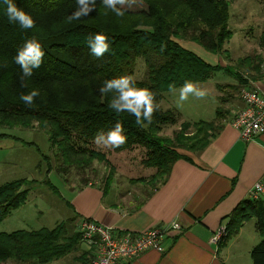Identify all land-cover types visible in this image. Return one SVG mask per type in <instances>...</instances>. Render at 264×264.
Returning a JSON list of instances; mask_svg holds the SVG:
<instances>
[{"label":"trees","instance_id":"obj_1","mask_svg":"<svg viewBox=\"0 0 264 264\" xmlns=\"http://www.w3.org/2000/svg\"><path fill=\"white\" fill-rule=\"evenodd\" d=\"M138 1L145 6L143 11L131 12L116 5L124 13L117 16L105 7L103 0H95V7L87 16L68 23L67 17L82 7L77 0H14L35 21L33 28L25 30L9 23L7 5L0 0V128L29 129L36 124L49 136L51 146L57 147L63 166L86 168L92 154L77 146V142L93 143L119 122L126 141L119 147L112 146L115 153L142 148L146 158L141 164L167 179L182 157L175 151L176 142L160 136L162 126L174 123L171 112L163 111L160 102L165 94L180 89L185 82L203 83L222 69L205 63L181 42L195 43L210 54L221 55L232 35L230 5L225 0ZM91 3L89 0L90 6ZM97 34L105 35L109 45L100 57L92 53L89 43ZM31 40L40 44L44 54L39 66L32 69V76L22 79L15 57ZM137 60L143 61L146 73L135 86L151 91L154 105L151 122L142 117L139 124L133 114L116 113L110 107L117 95L114 90L106 94L100 91L106 80L132 78ZM246 63L252 64L246 58L239 60L237 66L248 68ZM225 72L238 76L230 68ZM32 90L39 95L28 105L21 96ZM219 113L218 109V117ZM199 124H205L208 130L191 149L194 152L203 150L220 129L216 122ZM6 137L0 135V139ZM30 181L20 179L0 186V224L26 203L33 187ZM45 183L50 187L48 181ZM251 219L260 236L251 250L252 264H264V200L247 199L238 205L219 245L234 238L243 223ZM78 242L81 243L78 230L70 231L63 223L52 230L0 233V264H47L72 253Z\"/></svg>","mask_w":264,"mask_h":264},{"label":"crops","instance_id":"obj_2","mask_svg":"<svg viewBox=\"0 0 264 264\" xmlns=\"http://www.w3.org/2000/svg\"><path fill=\"white\" fill-rule=\"evenodd\" d=\"M249 55L236 59L237 63L254 58V63L247 66L249 69L236 70V64L227 65L221 55H214L221 56L224 61L222 66L218 64L222 68L220 71L234 69L238 76L229 75L232 82L215 86L216 91L222 94V97H215L222 113L218 117L217 110L213 120H219L220 129L203 150L183 154L167 179L152 191L128 192L117 182L108 187L89 182L80 187L72 186L65 192V197L61 195L60 205H54L55 212L69 216L76 231L84 219L113 228L118 233L131 234H140L171 222L181 226L180 233H171L164 238L163 254L147 252L136 260L120 264H252L251 250L260 241L254 219L244 222L239 233L225 245L211 243L213 235L220 227L226 228L232 212L249 199L253 186L264 178V134L245 142L230 126V121L244 107L240 98L244 87L264 94V57L258 53ZM1 164L0 173H3ZM48 183L50 189L58 194L57 189ZM76 188L78 191L74 190ZM27 201L15 212L25 207L29 203ZM249 224L252 225L250 241L242 247L245 227ZM87 252L90 258L96 249L88 247Z\"/></svg>","mask_w":264,"mask_h":264},{"label":"rangeland","instance_id":"obj_3","mask_svg":"<svg viewBox=\"0 0 264 264\" xmlns=\"http://www.w3.org/2000/svg\"><path fill=\"white\" fill-rule=\"evenodd\" d=\"M225 1L230 5L229 30L232 35L226 41L221 56L227 65L236 64L234 67L236 70L240 68L236 63L238 58L246 57L248 54L254 56L257 53L264 57V0ZM117 6L131 12L145 9L144 4L138 0H125L123 4H117ZM181 45L210 65L222 66L224 62L221 56H214L197 44L183 41ZM253 59L249 58L252 64ZM246 65L250 66V63ZM240 69L248 68L241 67ZM145 73L143 61L137 60L132 80L142 81ZM232 81L233 78L229 74L218 71L207 81L194 84L198 90L206 93L203 97L189 94L186 100L181 101L180 89L164 95L160 106L163 111L171 112L174 123L162 126L160 136L170 143L175 144L176 142L175 151L178 155L182 157L183 154L194 153V149H191L198 145L207 129L205 124L199 123L215 122L213 120L220 106L219 100L215 97H222L221 92L216 91L215 86ZM203 84L206 85L202 86ZM219 110L222 111V108ZM218 121H216L217 126H219ZM207 133L210 134L209 131ZM0 135L8 136L0 139V162L3 163L1 164L3 173H0V186L20 179L33 182V187L28 193L27 202L29 203L19 211H13L8 219L3 221L0 233L3 231L11 233L17 230L37 231L43 228L52 230L61 222L70 231L76 232V227L71 223L69 216L56 213L54 207V205H60L61 195L65 197V192L69 191L72 186L80 187L81 184L92 182L108 187L113 182H117L124 191L126 189L128 192H135L146 189L149 192L164 180L162 173L141 164L146 158V151L142 148L134 147L133 151L116 154L112 145H106L103 141L89 144L78 141L77 146L87 149L92 154L88 156L91 164L86 168L66 167L63 166L64 163L58 156L57 147L51 146L49 136L36 124L29 129L2 127ZM106 160H109V164ZM46 181L57 189L58 194L50 189ZM74 190L78 191L77 188ZM250 226L252 225L245 227L242 247L248 243V237L251 234ZM87 246L85 243L78 242L72 253L47 264H87L89 260ZM7 264L40 263L9 261Z\"/></svg>","mask_w":264,"mask_h":264},{"label":"built area","instance_id":"obj_4","mask_svg":"<svg viewBox=\"0 0 264 264\" xmlns=\"http://www.w3.org/2000/svg\"><path fill=\"white\" fill-rule=\"evenodd\" d=\"M240 96L244 107L230 121V126L239 132L243 141L250 142L264 134V94L244 87ZM248 197L253 202L264 198V178L253 186ZM181 230L177 222L157 226L140 234L118 233L91 219H84L78 225L81 242L96 249L87 264H120L136 260L147 252L163 254L164 238L171 233H180ZM226 235V228L220 227L211 238V243L219 245Z\"/></svg>","mask_w":264,"mask_h":264},{"label":"clouds","instance_id":"obj_5","mask_svg":"<svg viewBox=\"0 0 264 264\" xmlns=\"http://www.w3.org/2000/svg\"><path fill=\"white\" fill-rule=\"evenodd\" d=\"M125 0H103V4L106 8L111 9L117 16H123V11L117 8V4H123ZM3 3L7 5L5 14L9 23L18 24L21 29H31L34 27L35 21L31 15L25 12L23 9L18 8L14 0H3ZM77 3L82 7L72 15L67 17V22L79 20L82 15L87 16L95 7V0H92L91 6L89 0H77ZM92 53L100 57L104 52L108 51L109 45L106 43V36L103 34H97L94 37V41L89 40ZM44 53L41 51V46L38 42L31 40L25 43L24 48L15 57V62L21 66L22 79L25 77H31L33 74L32 69L39 66L40 58ZM110 90H114L117 94L111 101L110 107L115 110L116 113L129 112L136 117V122L139 124L143 120L151 122L153 112V93L147 88H138L135 86V82L131 77H120L111 80H106L104 86L100 88L101 93L106 94ZM189 94H194L196 97H203L206 93L202 90H198L193 83L185 82L180 88V100H186ZM39 92L32 90L27 95H22L21 99L28 105L33 103V100ZM124 129L122 125L117 122L115 127L111 129L105 136L103 133L96 137V142L103 141L106 145H112L119 147L126 141V136L123 134ZM260 187L259 184L256 185ZM178 227V225H175Z\"/></svg>","mask_w":264,"mask_h":264}]
</instances>
